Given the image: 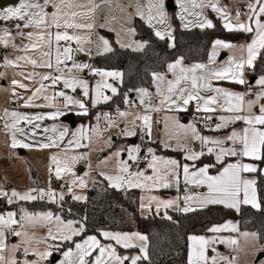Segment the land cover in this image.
<instances>
[{
	"label": "snow or ice",
	"instance_id": "obj_1",
	"mask_svg": "<svg viewBox=\"0 0 264 264\" xmlns=\"http://www.w3.org/2000/svg\"><path fill=\"white\" fill-rule=\"evenodd\" d=\"M179 3L181 13L179 19L182 22L183 27H199L212 28L214 27L211 20L207 19L203 15V9L205 7H211L212 10L224 20L223 27L229 32L237 31L244 33H253V38L250 43L239 46L242 54L238 59L229 58L226 64L218 67H210L209 65L215 63L218 49H233L237 45L224 42L222 40H216L213 44V51L209 57V63H196L191 66H184L183 59H177L174 63L167 65V70L173 75V79L166 80L165 76L160 73H153L152 78L156 83L157 92L156 96L159 98V105H152L151 103L145 105V114H137L135 119L130 121L131 128H125L122 130V134L126 137L136 135V120L141 121L138 126L141 131L145 133L149 138L152 132V116L149 114L152 111H160L163 108L167 110L186 111L190 102H195V109L197 112L212 113L220 110L231 115L218 117L220 123L215 125V130H220L227 127L230 124H234L237 121H243L246 125L242 130H233L225 140L210 139L208 137L201 136L197 131L194 124H188L185 126L178 120L173 121L174 136L178 140V147L187 151L185 156L186 160L195 162L200 159L204 152L193 151L186 143H179V136L182 132L185 139L190 138L193 140H199L202 146L207 147V153L213 154L215 152V159L218 164H223L226 157H240L235 163L226 164L222 170L216 175L209 174V168L215 165H205L198 168L195 171L190 170L188 164L181 165L175 159H165L155 155L153 149H148V154L151 159L147 163V168L151 169L152 174L146 175L145 170L131 171V165L128 161L138 163L140 155V147L133 146L126 149L127 160H120L121 151L118 150L114 153L117 158L116 169L114 174L108 175L101 173L104 179L108 181L109 186L117 190L121 189H141L142 191H152L153 189L169 188L173 184H179L180 169L182 168L183 181L185 185H195L197 187L206 186L207 194L200 195H185L183 197L184 206L180 207L178 200H161L156 196H148L147 204L144 203V197H141V209L147 207L151 209V205L155 202L157 206V212L160 208L168 209L173 208L183 213H188L197 210V208H203L210 204H222L226 208L235 209L237 212L240 210V205H251L252 208L260 210L261 204L258 201L256 184L257 181L254 178H248L243 174L264 172V169L258 168L254 163L242 162L244 158L251 161H264V104L259 106V114L253 111L254 106L262 99H264V76H261L256 80V84L261 87V91L257 93L255 100H246L248 93H236L228 91L222 87H214L213 81H228L235 84L243 85L246 83L244 74L245 69L254 68L255 61L258 57L264 53V22L260 17L264 16V2L262 0H256V4L259 5L257 10L254 4H249V16L248 22H241L240 13L237 12L235 16L236 23H232V18L227 12L218 7L215 0H177ZM54 8L55 11L48 9V6ZM98 7L94 3V0H88V3H80L78 0H21L18 7H9L6 11H0V20H20L23 21V28H33L34 31L26 34L28 44L24 45V51L39 50L41 47H47L48 51L41 53L42 59L38 62L36 59H32L29 56L18 57V60L26 61L33 67H42L48 69H54L56 75L51 73L38 74L29 73L28 79L34 78L39 75L40 85L35 89L32 96L27 98L24 107H54L57 111L48 115L49 119H56L57 117L64 115L60 111L59 106L55 103L56 97L63 98V107L69 108L72 105L77 106L81 112V115H87L88 109L84 102L79 99H74L71 95L66 94L65 91H58L52 95H48L47 89L49 85H45L44 81H51L50 86H55L57 83H62L64 89H70L72 92H76L77 89L82 90L84 97H89V83L87 80L82 79L77 75L84 69L98 76L100 79L95 84L94 98L92 100L93 106L101 102H107L111 99L110 96L105 95L104 90H109L113 95L117 94V89L111 83H108V78L113 80H122L123 74L119 71H104L100 69H94L89 64L77 63L73 60L72 53L74 51H85L83 45L90 43V39L87 35H82V30L90 32L95 24L92 21V14ZM199 9V11H196ZM187 14V15H186ZM136 15L147 23V25L155 30L154 34L160 40H164L166 37L170 41H174L172 30L170 26H167V13L165 11V0H148L146 5V11L137 7ZM187 16H194L195 20L187 19ZM254 24V27H253ZM157 25L164 26L157 28ZM16 28L21 29V25L17 24ZM55 29L56 31H52ZM71 30V32L69 31ZM129 32L134 35L135 30L130 29ZM21 36L25 34L20 31ZM11 33L7 30L3 31L0 35V44L7 46ZM102 44V52H111L112 48L107 39L100 37ZM61 42H65L62 46ZM75 42L76 49L71 47V43ZM134 51H142L146 47L147 42H135ZM53 44H55V59L53 63L52 51ZM125 47L126 45H121ZM131 47V45H127ZM174 42L170 44V47H174ZM15 47V45H13ZM102 54V53H101ZM68 61H73L71 67L67 66ZM6 64H12L13 61H5ZM63 65V67H62ZM75 70V71H74ZM13 84L20 88H26L23 83L13 80ZM139 95L141 97V104H144L145 98L151 99V94L146 89H139ZM211 92L213 95L205 96L201 93ZM15 95V93H13ZM46 102L42 105H37L34 101L40 97ZM127 102V101H126ZM129 113L118 111L119 117H127ZM4 117L11 118V123L5 120L4 128L12 133L13 148L22 147L30 148L33 145L18 141L16 139V133L26 135L23 128L18 125L23 121L27 124H33L34 128H39V124H34V121H42L45 119L44 115L28 116L22 115L18 112L12 111L4 112ZM99 119V117H97ZM104 119L108 121V126L112 127L115 122L107 115H104ZM169 119L168 117L165 118ZM206 120H211V116L205 117ZM167 128V124L165 125ZM45 133L51 132L53 135L46 137L47 143H41L38 145L41 149L59 147L60 143L64 141V138L68 136L69 130L67 127L58 130L56 127L51 129L44 128ZM96 134H99V128L92 129ZM32 136L36 133L31 132ZM169 138H173V134H170ZM83 139H91L87 135V130L80 128L71 134V138L68 140V145L62 150L64 158H59L58 155L51 156V163L55 165V176L59 179L62 177V173H69L75 177L72 172V165L78 160L82 159V156L72 155L69 156L68 152L70 147H81V141ZM232 143L231 147H224L226 142ZM239 144L237 148L236 145ZM166 147L171 145L167 142ZM194 167V165H193ZM51 171V169H50ZM71 183L73 185L79 184V187H86V182L83 177L74 178ZM71 192L72 189L69 188ZM33 192H37V195H33ZM0 197H7L8 203L11 204L14 200L21 201H33L38 198L43 199L47 197L50 201H55L57 194L52 190L44 191L38 189H31L23 194L12 191L9 196L8 192L0 190ZM63 194H59V200H63ZM73 199L80 201L85 200L86 197L74 195ZM193 203L196 207H193ZM15 212H7V214H0V264H41L42 261L47 260L52 256L53 249L58 250L60 245L49 244L48 241H59L61 243L65 241H73V237L80 236L85 231V226L80 223V226L74 227L73 221H67L66 223L60 216H54L53 213H37L32 214L23 212L20 220H17ZM165 218L171 219L170 216ZM42 224L47 227V235L44 237H37L35 233H30L28 228ZM55 225V232L51 225ZM14 225H19V230L13 228ZM9 231L12 235L20 237L19 244H13L9 247L5 240V233ZM210 232L220 233L224 231L237 232L238 227L231 221L224 223L223 225L214 226L209 229ZM100 235L107 241H114L116 245L124 249L137 247L139 242V248L141 255L134 257L121 256L117 253V249L111 244H102L101 241L95 235H90L82 242H75L74 250L69 248L63 252L64 259L60 264H125V261L130 260L131 264H137L141 259L147 260V240L148 237L140 233H120L102 230ZM255 238L256 234L243 233L242 236L247 238L249 236ZM189 252L187 257V264H209V257L207 256V249L210 245L216 243L215 240L206 239L203 236H190ZM220 243L227 244L229 246H237L238 240L233 238L222 239ZM45 245L43 250L39 247ZM23 250V256L25 259L17 260L16 254L20 250ZM93 256L94 252H97ZM7 252V255L5 254ZM33 255L35 260H28L27 257ZM92 258L89 260V258ZM221 260H225V257H220ZM211 264H216V259L213 258ZM227 264H235V259L228 260Z\"/></svg>",
	"mask_w": 264,
	"mask_h": 264
},
{
	"label": "rangeland",
	"instance_id": "obj_2",
	"mask_svg": "<svg viewBox=\"0 0 264 264\" xmlns=\"http://www.w3.org/2000/svg\"><path fill=\"white\" fill-rule=\"evenodd\" d=\"M172 1L173 6L175 7V10L173 11H168L166 9V4L167 2ZM21 0L17 2V4L14 5H7L5 7H0V11H6L9 7H18L20 4ZM41 3H43V0H40ZM234 4L235 0H217V6L222 8L224 5L226 6L227 9H230L231 12L234 13ZM51 8V5L48 6L49 10ZM226 8L224 9L226 11ZM223 9V8H222ZM55 11V9H54ZM165 11L167 13V20L169 21V26L170 21L172 17L174 16L177 21L179 22V16L181 13V9L179 7H176L175 0H166L165 1ZM203 11L208 15L209 12L213 13V11H207L206 8L203 9ZM218 16V15H217ZM9 24L10 27H15L16 24H23V21L12 19V20H0V35L3 34L4 30H7L8 32L11 33L10 37L7 39H11L12 36H14L13 31H9L8 28L3 29L6 24ZM181 27V26H180ZM25 36L28 32L34 31L33 28H23L21 30ZM54 31H56L54 29ZM71 32V30H69ZM107 31V30H106ZM105 31V32H106ZM86 34L89 37L90 32H87L85 30ZM80 34L83 35V30L80 32ZM102 36H104L103 33H101ZM113 37V36H112ZM106 38V37H105ZM90 39V38H89ZM108 41L109 39L106 38ZM91 40V39H90ZM114 40V38H113ZM137 40V39H135ZM140 41V40H137ZM14 42V41H13ZM10 43V41H9ZM12 43V42H11ZM29 42L25 43L28 44ZM115 43V40H114ZM14 45V43H12ZM65 42H61V45L63 46ZM110 44V41H109ZM116 44V43H115ZM16 46V45H15ZM0 47H3V45H0ZM71 47L73 49L77 48V45L75 42L71 43ZM85 51H74L72 53L73 60L77 63H88L87 61L83 60V54H87L90 52L91 49V43H85L83 45ZM55 44H53V51H52V59L54 63L55 59ZM44 51H48L47 47H41L39 50H29L24 53L23 47H21V52L17 55H15L12 51L10 52H3L2 55V63H0V83L3 80L2 74H4V78L7 83V87H10L11 92V97L8 99L6 102L1 104V107L3 108L1 110L0 108V113L8 111L10 112V108L14 107H24L26 103V98L32 96L33 92L37 87L40 85V78L39 75H36L32 79H28V74L29 73H38V74H46V73H51L53 75H56L54 69H48V68H42V67H33L31 64H28L26 61L23 60H18V57L21 56H29L33 57L36 59L38 62L41 60V53ZM96 56V55H95ZM94 57V56H92ZM5 61H13L12 64H6ZM73 61H68L67 66L71 67ZM63 67V65H62ZM75 71V70H74ZM104 71H115V70H104ZM5 72V73H4ZM169 73V72H168ZM80 78L85 79L89 83V97H84L83 92L80 89H77L76 92H72L70 89H64L62 83H57L55 86H50L51 81H44L43 83L45 85H49L47 89L48 95H52L55 92L58 91H65L66 94L71 95L74 99H79L82 102L85 103L88 111L92 109V107H97L101 104H104L106 102H101L99 104H96L93 106L92 100L94 98V89H95V84L96 82L100 79L98 76L93 75L89 69H84L83 71H80L77 73ZM13 80L18 81L19 83L25 84L27 87L26 88H20L17 85L13 84ZM120 80H113L111 78H108V83H111L114 87H116V84H119ZM154 86L156 87V83L154 82ZM255 89H251L254 91V96L251 98L256 99L257 93H259L262 89L259 85L255 83ZM9 89V88H8ZM117 89V87H116ZM148 90V92L151 94L152 97L156 98L157 104L159 105V98L156 96L157 92V87L154 92H150V88H144ZM15 93V95L13 94ZM105 95H108L110 97L113 96V94L105 89L104 90ZM27 95V96H26ZM2 96V95H0ZM137 96V103L134 107L136 110L137 108L143 109V112L141 115L145 114V105L148 104V98H145L144 104H141V97L139 95V92H136ZM15 102H19L18 106H15ZM108 102V101H107ZM35 104L37 105H42L45 104L46 102L43 100V97L41 96L40 98L36 99V102L34 101ZM55 103L59 106L60 111L61 110H70L71 113L74 114H79L81 110L75 106L72 105L69 108H64L63 107V98L62 97H56ZM36 109H41V114L44 115L45 117H48L49 114L52 112H56L57 108L54 107H35ZM171 111H168L166 108L161 109L160 111H152L149 114L152 116V132H151V137L149 138L146 135V139L142 142L132 144L128 141V139H120V136L116 135L117 140L116 142L113 141L112 136L108 134L107 132L103 131L102 128H100L98 125H94L91 128H89L87 135L91 137V139H83L81 141V147H75L72 146L70 147V150L68 152L69 156L72 155H77V156H82L83 158L78 160L75 164L72 165V172L75 174V177H73L72 174L69 173H62L61 178H57L55 176V165L51 163V156L52 155H58L59 158L63 159L64 158V153L63 149L68 145V140L71 138V134L75 131H77L80 128H84L83 122L82 121H77V126L75 128H71L69 131L68 136L64 138V141L60 143L59 147H51V148H46V149H41L39 147H36V145H33L32 147L28 148V150L24 148H13L11 145L8 143V130L3 128L1 131L0 129V190L8 192L9 196L11 195V192L17 191L21 194L28 192L31 189H35L31 186V177L30 173L31 171H35L38 177L40 178L41 186L38 188V190H52L57 194V197L55 201H50L47 197L43 199H36V200H43L46 201L47 203H52L56 204V206H59L61 203V200H59V194H63L65 197L66 195L70 196L73 199L74 195H79L83 197H87V191L89 188H91L97 181L101 180L103 182H106V184L109 186V183L107 180L104 179V176L101 175V173H105L108 175L114 174V170L116 169L117 165V158L114 156V153L118 150L121 151V156L119 157L120 160H127V151L126 149L129 147L133 146H139L140 147V155L139 156H144L146 158V162L144 164H139L137 165V168L131 171H136V170H145L146 175H151V169L147 168V163L151 159V156L148 154V149L151 148L153 149V152L155 155L164 157L165 159H175L180 163L181 165L188 164L190 166V160H186L185 156L188 154L186 150H182L178 147V140L174 136V129H173V121L178 120L181 124H184L187 126L188 124H194L197 131L200 133L202 136V131H200V126L202 125L203 128H210L209 125L205 124H200L199 121L195 119H191V117L188 119V121H183L182 119L179 118V115H174L170 116ZM137 112L131 111L127 117H120V120H123L126 123L127 128H131L132 124L130 121L135 119V116L137 115ZM168 117L169 119H165ZM0 119L3 123H0V126H4L5 124V118L0 115ZM91 122V121H90ZM138 120L135 121L137 125ZM24 127H31V124H27L25 122H21ZM92 123H95V121H92ZM34 124H39V128H34L32 125V128L39 130L42 127L41 121H34ZM167 124V128L165 125ZM115 126V125H114ZM99 128L100 132L99 134H96L92 131V129ZM116 128V127H115ZM136 130V129H135ZM170 134H173V138H169ZM170 144V147H166L165 143ZM199 143L200 151H197L195 145ZM179 143H186L193 151L201 152L203 148H207L209 146H202L199 140H193L190 138L185 139L183 133H180L179 136ZM211 146V145H210ZM23 150L25 153L20 154L19 151ZM207 150V149H206ZM130 165L133 164L132 161H128ZM191 167V166H190ZM51 169V171H50ZM78 177H83L85 182H86V187H79V184L77 183L76 185H73L71 181L74 178ZM53 180H55V183L57 186L53 188ZM66 186H63V185ZM181 186V187H180ZM189 185H185L183 181V174H182V168L180 169V178H179V184H173V186L169 188H159V189H153L152 191H142L141 189H121L120 191H131V190H136L138 192L139 196V203H138V209H139V214L141 216H147L151 214L153 211L154 213H157V215L161 213H166L167 210H176L175 207L173 208H160L159 212H157V206L155 202L152 203L151 209L149 210L147 207L144 209H141L140 204H141V197H144V203L147 204V197L148 196H156L158 199L161 200H173L179 198V191L180 188H183V192H186V189L188 188ZM110 187V186H109ZM69 188L72 189V191H69ZM115 189V188H114ZM117 190V189H116ZM173 190V191H171ZM169 191V192H167ZM33 195H37V192H33ZM76 202H84L85 200H80L77 201L73 199ZM34 201V200H33ZM25 202H31V201H21V200H14L13 203L9 204L8 203V198L7 197H0V209L5 208L4 210H0V214H7V212H15L16 213V219L20 220L21 215H23V212H28L32 214H37V213H47L51 212L53 213L54 216H60L61 219L66 223L67 221H72V220H65L62 218V216L59 213H55L51 209L45 210V211H33L29 209L28 207L25 206ZM178 203L180 207H182L181 200H178ZM8 205H12V207H8ZM166 210V211H165ZM236 211V210H235ZM237 212V211H236ZM234 219H225L222 222L215 223V225L222 224L224 221H231L233 223ZM74 222V227H79L80 225H77L75 221ZM53 228V231L55 232V225H51ZM13 228L19 230V225H14ZM211 228V227H210ZM47 227L42 225V224H37L35 226H30L28 228V231L30 233H35L37 237H44L47 235ZM106 231H111V232H120V233H137L135 231H114V230H106ZM101 232V231H100ZM255 233L252 230H239L237 232H229V231H224L220 233H213L209 231V234L206 235H195V236H203L206 239L210 240H215L216 243L210 245L207 249V256L209 257V264H211V261L213 258L216 259V264H227L228 260H233L235 259V264H264V258L258 259V255L263 252V247L259 243L258 236L256 234L255 238H253L251 235L247 238L243 237V233ZM139 233V232H138ZM142 234V233H140ZM90 235H95L97 238L101 241L102 244H109L111 243L116 249L117 253L121 256H129V257H134L137 255H141L142 253L140 252L139 248V242L137 247L134 248H129V249H124L120 247L119 245H116L114 241H107L104 240V238L100 235V233L97 234H89L85 235L84 237L76 236L73 237V241H65L63 243L59 241H51L49 240V244H59L60 247L58 250L53 249L52 251V256L49 257L47 260L42 261L41 264H60V262L64 259L63 257V252L67 251L69 248L74 250V244L75 242H82L83 239H86ZM145 235V234H142ZM146 236V235H145ZM193 236L192 234L189 235L188 237ZM228 238H233L238 240V245L237 246H229L227 244L220 243L219 241L222 239H228ZM5 240L6 243L9 247L13 244H19L21 238L16 237L12 235L9 231H6L5 233ZM189 245L190 241L187 238V257H188V252H189ZM41 250L45 247V245H40L39 246ZM7 255V252L5 253ZM98 254L97 252L93 253V256ZM187 257H186V262H187ZM220 257H225V260H221ZM17 260H23L25 257L23 256V250L17 252L16 254ZM28 260H35L36 257L33 255H29L27 257ZM92 258L90 257L89 260ZM144 259H141L142 261ZM137 264H139V262ZM125 264H131L130 260L125 261Z\"/></svg>",
	"mask_w": 264,
	"mask_h": 264
},
{
	"label": "trees",
	"instance_id": "obj_3",
	"mask_svg": "<svg viewBox=\"0 0 264 264\" xmlns=\"http://www.w3.org/2000/svg\"><path fill=\"white\" fill-rule=\"evenodd\" d=\"M214 27L182 29L173 16L170 25L174 37V47H170L168 39L160 40L152 29L140 18L133 19L135 38L146 43L142 51H132L118 47L111 33L104 35L112 45V51L88 59L94 69L115 70L123 74L117 86V94L105 104L90 110L86 116H75V120L89 119L96 108L117 109L124 106L127 97L141 88H151L152 74L167 73V65L182 58L184 65L202 63L207 60L213 40L235 41L243 37L241 32H229L219 20L211 14ZM250 79L264 76V53L257 58L254 68L248 71ZM236 86V85H235ZM206 157L199 159L195 166L206 164ZM31 186L40 188V178L31 171ZM53 188L57 184L53 181ZM257 194L261 204L260 210L242 206L239 212L233 209L214 205L197 208L195 211L183 213L170 211L166 216L151 213L147 216L139 214V196L136 190L120 191L109 187L99 180L87 191L84 202H76L66 195L59 206L43 200L25 202V206L33 211L51 209L59 213L65 220H72L85 231L81 237L89 234H99L102 230L135 231L145 234L147 240L148 259L139 264H187V238L189 235H206L212 224L225 219L238 222V229L252 230L259 239L264 250V175L258 174ZM12 207V205H8ZM0 209V210H4Z\"/></svg>",
	"mask_w": 264,
	"mask_h": 264
},
{
	"label": "crops",
	"instance_id": "obj_4",
	"mask_svg": "<svg viewBox=\"0 0 264 264\" xmlns=\"http://www.w3.org/2000/svg\"><path fill=\"white\" fill-rule=\"evenodd\" d=\"M19 1L20 0H0V7L2 8V7H5L7 5H14V4H17V2H19ZM78 2L87 4L88 0H78ZM147 2H148V0H94V3L96 5H98V7L95 9L94 13L92 14V21H89V22H94V24H95L94 28L91 30V34H89V38L91 39L90 40L91 41L90 42L91 43V49H90V52H88L87 54H83V60L88 62V59L91 58L92 56H95V55L98 56V55H102V54L108 53V52H102V44H101L100 39H99L100 37H103L104 39L107 38L105 35L104 36L101 35V33L104 34V31H106V30H107L106 32L111 33V35L113 36L112 38H114L115 43H116V45L118 47L126 48V49L134 51L133 50V48L135 47L134 41L135 42H143V41L135 40L136 39L135 38V34L134 35L131 34L129 32V30L130 29H134V27H133V19L134 18H140L138 15H136L137 7L139 6V7L143 8L146 11ZM206 2H207V0H206ZM215 2L217 3V0H215ZM245 2L247 4V6H248V12H247L246 15H240V20H241V22L251 23V21L248 20V16L250 14V12H249V4H254L256 6L257 10H258L259 5L256 4V0H235L234 13L231 12L230 9H227L225 5L222 7L223 9L226 8V12L232 18V23L233 24L236 23V20H235V16L237 14L236 13V7L239 6V5H244ZM262 2H264V0H262ZM175 3H176V7H178V9H179L180 6H179V3L177 2V0H175ZM205 8H206V10L208 12L209 11H213L211 7H205ZM50 9H51V11H54V8H50ZM196 11H199V9H196ZM211 14L214 17H216L219 20V22L221 23V25L223 26L224 20H222L220 18L218 13L213 11V13L209 12L208 15H207L203 11V15L207 19L212 21ZM187 19L194 21L195 17L194 16H187ZM260 19H261L262 22H264V16H261ZM179 21H180V26H181L182 29L199 28V27H194V26L190 27V28H185V27H183L182 22H181L180 19H179ZM212 23H213V21H212ZM16 25H15V27H10L9 24L7 23L4 26V28H3V29L8 28L9 31H13L14 36H12V38L9 40L10 43L7 46H5L4 44H0V45H3V47H0V63H2L3 52L12 51L15 55H17V54H19L21 52V47H23V49H24L25 43L29 42L26 39V36H21L19 34V32L23 29V24H20L21 25V29H19V30L16 28ZM167 26H169V21L168 20H167ZM156 27L162 29V27H164V26L157 25ZM253 27H254V24H253ZM27 29H29V28H27ZM151 29H152V31L154 33L155 30L153 28H151ZM199 29H201V28H199ZM52 31H54V29H52ZM232 32H237V31H232ZM241 33H243V37H241V38H239V39H237L235 41L229 42V41L222 40L224 42L231 43L233 45H237V47L233 48V49H218L215 63L209 65L210 67H218L220 65L226 64L227 61L229 60V58L238 59L242 54L246 55V53H241L239 46L246 45L247 43H250L251 39L253 38V33H244V32H241ZM85 34H86L85 30H83V35H85ZM172 35H173V33H172ZM216 40H220V39L213 40V42L211 44V48H210L209 53H208L207 60L205 62H202L203 64H208L209 63V57L212 54L213 44H214V42ZM11 42L14 43V45H16V46L13 47V44ZM168 42H169V45L171 43H173V41H170L169 39H168ZM122 44L126 45V46L122 47L121 46ZM127 45H131V47H128ZM110 46L112 48L111 43H110ZM24 53H25V51H24ZM30 58L34 59L33 57H30ZM175 61H173L171 63H174ZM87 64H89V62ZM184 66H191V65H184ZM249 70L250 69H248V68L245 69L244 78H245L246 83L243 84V85L231 83V82H228V81H213L212 82L213 86L214 87H222V88H224V89H226L228 91H232V92H236V93H246V92L252 91L253 93L251 95H249V96L246 95V100H255L254 98H251V97L254 96V91L251 90V89H255L256 88L255 87L256 80H258L261 76H258V77L254 78V79H250L249 76H248V71ZM163 75L165 76L166 80L173 79V75L171 73H168V70H167V73H165ZM2 77H3V80L0 83V95H2V96H0V108H1V110L3 109L1 107V104L6 102L11 97V92L8 91V90H10V87H7L8 85H7L6 80L4 78V74H2ZM0 81H1V79H0ZM117 86H118V84H116V87ZM155 90H156V87L154 86V81H152V86L150 88V92H154ZM137 91L138 90H136L133 93H131L130 95H132V98L129 99V96H128L126 101L131 100L133 103L136 104L137 103V100H136L137 99V96H136V92ZM201 94L205 95V96L213 95V93H211V92H203ZM151 99H153L155 101V104H152V105H156L157 104L156 98L151 96ZM25 100L27 101V98ZM148 100H149V98H148ZM126 101H125V103H126ZM35 102H36V100H35ZM262 104H264V99L260 100L254 106L253 111L256 114H259V106L262 105ZM94 108L95 107H92V109H94ZM99 108H104V107H99ZM12 111L18 112V113H20L22 115H28V116H35V115H38V114L42 115L41 114L42 110L41 109H36L35 107H14V108H10V112H12ZM61 111L64 113V115H67V114L71 113L70 110H61ZM89 111L87 112V114L89 113ZM93 111H94V114L90 117V120L87 118V119H85L83 121L82 120H75V116H86V115H81V114L77 115V114L71 113L74 116L75 127L77 126V121H82L84 127L87 130V133H88L89 128H91L94 125H98L100 128H102V126L100 125V123H99V121L97 119V114L95 113V110H93ZM168 111H170V110H168ZM52 113H54V112H52ZM169 114H170V116L179 115V118L182 119L184 122L188 121V119L191 117V119L193 118V119L199 121L200 124H205V125H209L210 124V128H208V129L203 128L202 125L200 126V131H202V136L208 137L210 139L225 140L226 137L233 130L240 131L246 126L243 123V121H237L234 124H230V125H228L225 128H222L220 130H215V125L220 123L218 117L221 116V115L228 116V115H231V114L222 112L220 110H217V111L212 112V113L197 112L196 109H195V102H190V104L187 106V110L186 111L171 110V112ZM0 115L2 117H4V112H1ZM64 115H61V116L57 117L56 119H49V118L45 117V119H43L41 121L42 127L39 130L32 128L33 124H31V127L27 128V127H24L22 123H20L18 125V127L23 128L25 130L26 135H21L20 133H16V139L18 141H22V142L28 143L30 145H36V147H38V145L41 144V143H47L48 140L46 139V137L49 136V135H53L54 136L55 134H53L51 132L45 133L43 131L44 128L51 129L53 127H56L58 130H61L62 128L67 127L69 131L71 130V127L68 124L61 122V118ZM207 116H211L212 119L211 120H206L205 117H207ZM4 118L7 119L9 123H11V118H7V117H4ZM92 121H95V123H92ZM138 122H139V120H138ZM138 122H137V125H138ZM0 123H3L1 121V119H0ZM115 127H116V124H115V126L108 127L107 129L102 128V130L107 132L108 134H110L112 136L113 141L116 142V140H117L116 135H118V136H120V135L117 133V130H116ZM3 128H4V126L1 125L0 126L1 131L3 130ZM33 131L36 133L35 136L31 135V132H33ZM135 131H137V127H136ZM7 134H8V143H9V145H11L12 144V133L8 130ZM135 136H131V137H126V136L121 137L120 136V139L121 138L122 139L126 138V139H128V141L130 143L135 144V143H137V141L135 139ZM231 146H232V143L230 141H228V142H226L224 144V147H231ZM195 147H196L197 151H200V147L201 146L199 145L198 142L195 145ZM236 147L238 148L239 144H237ZM18 148H22V147L18 146ZM24 149L28 150V148H24ZM206 149L207 148H203L202 152H204V155H202L200 157V159L203 156H205L206 157V160H205L206 164L205 165H215L214 167L209 168V174L210 175L218 174V172L220 170H222V168L226 164L235 163V162H237V160L241 159L240 157H226L223 164H218L216 162V159H215V152L213 154H208ZM19 153L20 154H24L25 152L23 150H20ZM198 160H196L195 162H190V166H191L190 170L191 171H195L198 168L205 166V165H203V166L196 167L195 164H196V162ZM242 162H244V163H254L255 165L258 166V168L264 169V161H251V160H249L247 158H244ZM193 165H194V167H193ZM258 174L264 175V172L246 173V174H243V175H245L248 178H254L257 181ZM53 181L55 182V180H53ZM63 186H66V185L64 184ZM190 186H194L195 187V191L192 192V193H189V187ZM256 190H257V186H256ZM171 191H173V190H171ZM167 192H169V191H167ZM178 194H179L178 195L179 196V200H181V202H183L181 204L182 207H183L184 206L183 197L185 195H200V196H203V195L207 194V188H206V186L197 187L195 185H189L188 188L186 189V192H183V188H180V191H179ZM257 197H258V194H257ZM214 205L215 206L218 205V206H222V207L226 208L222 204H210V205H207V206H214ZM207 206H205V207H207ZM242 206L251 207V205H243V204H241L240 208ZM193 207H196L195 203H193ZM229 209H232V208H229ZM253 209H255V208H253ZM233 210H235V209H233ZM170 211H173V210H167L166 213H161V212L160 213L163 216H166L167 213L170 212ZM174 211H177V210H174ZM152 213H154V211ZM226 222H229V221H224L222 224H218V225H223ZM233 223L236 224L237 227H238L237 220H233ZM218 225L212 224L210 227L212 228V227L218 226ZM209 229H208V233H209Z\"/></svg>",
	"mask_w": 264,
	"mask_h": 264
},
{
	"label": "built area",
	"instance_id": "obj_5",
	"mask_svg": "<svg viewBox=\"0 0 264 264\" xmlns=\"http://www.w3.org/2000/svg\"><path fill=\"white\" fill-rule=\"evenodd\" d=\"M239 12L240 15H246L248 12V6L245 2L244 5H239L236 7V13ZM248 93L247 96L251 95L253 92L249 91L246 92ZM148 103L151 104H155V101L153 99L148 100ZM19 102H15V106H18ZM135 103H133L131 100H128L125 105L121 108H117V109H108V108H97L95 109V113L97 114V117H99L98 121L100 123V125L102 126V128L107 129L108 126V122L104 119V115L107 114L116 124V130L117 133L123 137L124 135L122 134V130L126 128V123L123 120H120V117L118 116V111H122V112H131V111H135L138 112L139 114L142 113V109L139 107L136 110L134 109L135 107ZM141 124V121L138 122L137 125V131H136V136L135 139L137 141V143L142 142L146 139V135L143 131H141V129L138 127ZM146 162V158L144 156H139V160L138 163H133L131 165V169L134 170L137 168V165L139 164H144ZM195 191V187L194 186H190L189 187V193H192Z\"/></svg>",
	"mask_w": 264,
	"mask_h": 264
},
{
	"label": "water",
	"instance_id": "obj_6",
	"mask_svg": "<svg viewBox=\"0 0 264 264\" xmlns=\"http://www.w3.org/2000/svg\"><path fill=\"white\" fill-rule=\"evenodd\" d=\"M166 9L168 11H173L175 9V7L173 6V2L172 1H169L167 2L166 4ZM132 98V95H129V99ZM61 122L63 123H66L68 124L71 128H74L75 127V120H74V116L73 114L69 113L67 115H64L62 118H61ZM162 214L160 213L159 216H161ZM258 259L260 258H264V251L261 252L258 257Z\"/></svg>",
	"mask_w": 264,
	"mask_h": 264
}]
</instances>
